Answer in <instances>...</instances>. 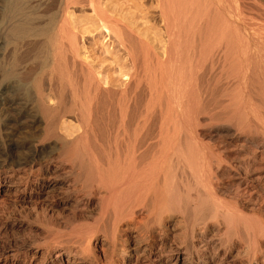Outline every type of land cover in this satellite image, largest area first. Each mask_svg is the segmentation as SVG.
Listing matches in <instances>:
<instances>
[{
  "label": "bare ground",
  "instance_id": "6f19581e",
  "mask_svg": "<svg viewBox=\"0 0 264 264\" xmlns=\"http://www.w3.org/2000/svg\"><path fill=\"white\" fill-rule=\"evenodd\" d=\"M0 264H264V0H0Z\"/></svg>",
  "mask_w": 264,
  "mask_h": 264
},
{
  "label": "rangeland",
  "instance_id": "374dc122",
  "mask_svg": "<svg viewBox=\"0 0 264 264\" xmlns=\"http://www.w3.org/2000/svg\"><path fill=\"white\" fill-rule=\"evenodd\" d=\"M153 5L156 6V3L152 4V6H153ZM79 15H80V13H79L78 11L75 12V15H74L75 18H74V20H73L75 24H76V23L79 24V21H77L78 19L80 20V16H79Z\"/></svg>",
  "mask_w": 264,
  "mask_h": 264
}]
</instances>
